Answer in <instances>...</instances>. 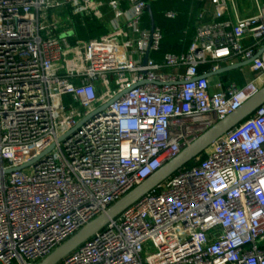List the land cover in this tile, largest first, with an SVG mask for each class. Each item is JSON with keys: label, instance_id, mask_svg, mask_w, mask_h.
<instances>
[{"label": "built area", "instance_id": "1", "mask_svg": "<svg viewBox=\"0 0 264 264\" xmlns=\"http://www.w3.org/2000/svg\"><path fill=\"white\" fill-rule=\"evenodd\" d=\"M208 1L188 51L156 60L147 0H0V264L50 255L264 86V0L235 21ZM76 17L108 32L59 33ZM203 155L60 264H264V104Z\"/></svg>", "mask_w": 264, "mask_h": 264}, {"label": "water", "instance_id": "2", "mask_svg": "<svg viewBox=\"0 0 264 264\" xmlns=\"http://www.w3.org/2000/svg\"><path fill=\"white\" fill-rule=\"evenodd\" d=\"M147 12L151 19V28L154 29L155 18L151 4H148ZM148 58L149 54L146 56V60ZM252 61L253 59H250L222 67L217 72L209 73L206 75V77H213L222 73L240 69L246 65H249ZM129 90L130 89H128V91ZM118 97L119 95L115 97L111 103L118 99ZM263 104L264 86L255 95L245 101L241 107L227 115L224 119L218 121L215 125L200 135L193 143L185 147L176 157L166 162L160 169L149 176L140 185L130 190L126 195L112 204L106 210V212L100 214L98 217L90 221L73 236L62 243L58 248H56L50 255L36 264H60L68 255H70L73 251H75L78 247L91 239L97 233L102 231L111 221L119 217L142 197L154 190L161 183L172 177L188 164L199 159L211 145H213L218 139H220L230 130L252 116L255 111ZM105 107L106 106H104V108ZM51 149L52 147L49 148L45 153L49 152ZM20 169H22V167ZM11 171L12 170H9V172Z\"/></svg>", "mask_w": 264, "mask_h": 264}, {"label": "trees", "instance_id": "3", "mask_svg": "<svg viewBox=\"0 0 264 264\" xmlns=\"http://www.w3.org/2000/svg\"><path fill=\"white\" fill-rule=\"evenodd\" d=\"M151 4L153 15L157 24L160 25L163 32L162 48L160 54H154L156 60H161L165 53H183L187 52L197 29V12L193 7L199 5L202 0H147ZM196 7V6H195ZM176 11L178 13L175 19L165 17L166 11ZM192 12H194L192 14ZM76 31L86 40L94 37H100L108 32L97 19L84 18V26L81 25V18H75ZM86 31V32H84ZM203 68V67H202ZM201 68V70H202ZM204 155L201 156L203 158ZM196 161L188 164L185 168L191 167Z\"/></svg>", "mask_w": 264, "mask_h": 264}, {"label": "crops", "instance_id": "4", "mask_svg": "<svg viewBox=\"0 0 264 264\" xmlns=\"http://www.w3.org/2000/svg\"><path fill=\"white\" fill-rule=\"evenodd\" d=\"M258 1H263V0H230V3L232 5L231 6L232 11H230L229 14H227L223 19L224 20L230 19L231 21H235L236 19H246V18L257 15L258 14ZM198 2H199V5L195 4L196 7L195 6L193 7L194 12H197V16L204 8L210 11V5H209L208 0H202L201 2L200 1ZM194 12H192V14ZM206 18L209 21L213 20L210 12H207ZM64 24H67V25L65 26L63 25L62 28L72 29L74 30L72 32L75 34L76 38L80 40H86L84 37L78 34V31H76L77 24L72 23V21H67ZM155 24L160 26L159 24L156 23V21H155ZM145 26L147 28H151V19H150L149 14H147V16L145 17ZM68 32H71V31H68ZM94 38H98V37H94ZM90 39H93V38H90ZM245 43L252 44L253 40L251 38H248L245 40ZM225 66H228V64L223 65V67ZM206 68L207 66H203V69H206ZM252 74L253 73L250 70V66L246 65L240 69L233 70L227 73H222L220 75L213 76L210 78L213 83V90H215L217 82L222 83L223 88L233 83L239 87L244 86L251 79Z\"/></svg>", "mask_w": 264, "mask_h": 264}, {"label": "rangeland", "instance_id": "5", "mask_svg": "<svg viewBox=\"0 0 264 264\" xmlns=\"http://www.w3.org/2000/svg\"><path fill=\"white\" fill-rule=\"evenodd\" d=\"M63 16H65V18H67L68 19V17L70 16L69 14H67V13H64V15ZM69 20V19H68ZM64 24V23H63ZM64 25H66V24H64ZM62 31H59V33H63V31L64 30H67V28H62L61 29Z\"/></svg>", "mask_w": 264, "mask_h": 264}, {"label": "clouds", "instance_id": "6", "mask_svg": "<svg viewBox=\"0 0 264 264\" xmlns=\"http://www.w3.org/2000/svg\"><path fill=\"white\" fill-rule=\"evenodd\" d=\"M124 126L126 127V126H127V124L125 123V124H124Z\"/></svg>", "mask_w": 264, "mask_h": 264}]
</instances>
